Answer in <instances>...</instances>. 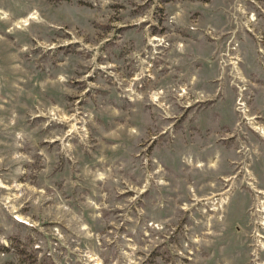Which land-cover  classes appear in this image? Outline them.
Instances as JSON below:
<instances>
[{
	"label": "rangeland",
	"instance_id": "rangeland-1",
	"mask_svg": "<svg viewBox=\"0 0 264 264\" xmlns=\"http://www.w3.org/2000/svg\"><path fill=\"white\" fill-rule=\"evenodd\" d=\"M0 264H264V0H0Z\"/></svg>",
	"mask_w": 264,
	"mask_h": 264
}]
</instances>
